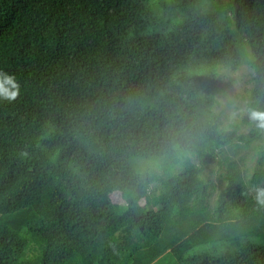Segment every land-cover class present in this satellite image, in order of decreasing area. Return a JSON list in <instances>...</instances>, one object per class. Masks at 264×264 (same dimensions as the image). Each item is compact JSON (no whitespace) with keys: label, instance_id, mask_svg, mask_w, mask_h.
<instances>
[{"label":"trees","instance_id":"trees-1","mask_svg":"<svg viewBox=\"0 0 264 264\" xmlns=\"http://www.w3.org/2000/svg\"><path fill=\"white\" fill-rule=\"evenodd\" d=\"M240 66L226 127L218 73ZM0 71L20 85L0 99V264H264V0H0ZM252 143L248 189L229 162L207 206L209 156Z\"/></svg>","mask_w":264,"mask_h":264},{"label":"rangeland","instance_id":"rangeland-1","mask_svg":"<svg viewBox=\"0 0 264 264\" xmlns=\"http://www.w3.org/2000/svg\"><path fill=\"white\" fill-rule=\"evenodd\" d=\"M249 75L250 70L247 66H240L235 71H220L218 73L216 94L217 106L214 108V112L218 114V116H221V122L226 127L236 125L245 111L246 91L250 87ZM229 97L233 102L232 104L226 103ZM246 130V127L239 126V132H246ZM259 151L258 145L253 143L246 146L230 144L217 150L214 156H209L208 162L203 165L202 171L198 176L200 179L210 181L214 185L213 192L206 199L207 206L211 205L216 191L222 187L217 181L219 178H222L224 172L229 171V162L235 164L234 171L240 174L248 189L247 181L256 168V160L260 154ZM189 159L193 164L197 165L194 157H190ZM256 189L257 187L251 191L255 193L257 191ZM158 193V187L155 184L149 185L146 195L138 201V204L149 209L153 206L151 200L156 197ZM108 197L113 204L119 206L125 205V198L117 192L110 193ZM117 239L118 242L122 241L121 237Z\"/></svg>","mask_w":264,"mask_h":264},{"label":"clouds","instance_id":"clouds-1","mask_svg":"<svg viewBox=\"0 0 264 264\" xmlns=\"http://www.w3.org/2000/svg\"><path fill=\"white\" fill-rule=\"evenodd\" d=\"M19 91L20 85L16 78L13 75L0 71V99L9 102L14 101L19 95ZM226 103H233L230 97ZM248 117L250 121L255 123L257 128L264 130V111L249 108ZM255 198L260 205L264 206V188L257 189Z\"/></svg>","mask_w":264,"mask_h":264}]
</instances>
